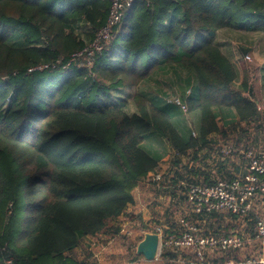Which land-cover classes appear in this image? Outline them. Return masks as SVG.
Returning <instances> with one entry per match:
<instances>
[{"label":"trees","instance_id":"trees-1","mask_svg":"<svg viewBox=\"0 0 264 264\" xmlns=\"http://www.w3.org/2000/svg\"><path fill=\"white\" fill-rule=\"evenodd\" d=\"M110 5L0 0V110L7 105L0 117V264H96L81 240L103 236L124 246L130 236L121 233L122 225L136 220L139 230L127 251L145 231L160 229L164 242L175 232L177 216L202 219L183 195L177 199L183 184L231 180L244 166L245 152L264 151L258 69L251 66L255 84L246 77L236 86L235 66L213 42L223 29L264 36V0H136L95 51ZM82 23L90 29L88 41L77 33ZM14 36L19 46L10 44ZM162 66L187 71L195 83L185 102L200 112L198 133L185 137L155 98L135 95L133 113L125 100L110 99L111 91L137 86ZM225 110L236 118L231 125L219 120L217 112ZM150 133L171 154L159 189L140 182L160 171L161 158L141 148ZM227 146L232 151L225 154ZM138 189L144 199L150 190L171 198L150 202L152 227L134 214ZM257 213L264 218L263 210ZM250 218L212 213L202 226L216 235L252 234L256 219ZM212 220L220 225L212 228ZM239 251L248 256L251 249ZM180 252L162 248L156 262L182 264ZM132 254L131 262L144 260L136 250Z\"/></svg>","mask_w":264,"mask_h":264},{"label":"built area","instance_id":"built-area-1","mask_svg":"<svg viewBox=\"0 0 264 264\" xmlns=\"http://www.w3.org/2000/svg\"><path fill=\"white\" fill-rule=\"evenodd\" d=\"M136 0H111L110 11L105 27L97 34L96 42L91 47L99 50L98 42L107 40L111 29L122 19L124 11L131 7ZM88 56L92 54L91 49L85 50ZM81 53L76 54L80 56ZM245 62L251 60L250 55L243 56ZM41 69V68H38ZM264 89V83H263ZM176 106L185 111V106L179 99L171 100ZM258 109H264V96ZM232 151L231 146L224 149L228 154ZM245 164L243 171L236 174L231 180H216L211 186L182 185L184 192L179 188L177 199L183 195L186 205L193 213L202 219L193 222L178 217L175 224V233L162 241V231L157 229L156 234L160 235L159 258L162 248L173 251H181L178 262L182 264H264V218L259 216L258 209L264 211V151L249 150L244 153ZM163 171L148 173L140 179L142 184L155 185L160 188ZM165 183H163V188ZM170 200V199H169ZM230 213L240 220L250 221V216L256 219V225L252 234L231 232L228 235H216L206 231L202 226L212 213ZM207 223V222H206ZM126 235H130L126 232ZM249 247L251 253L248 256L240 257L239 250ZM238 254L235 258H227L224 261L218 260L219 255Z\"/></svg>","mask_w":264,"mask_h":264},{"label":"rangeland","instance_id":"rangeland-1","mask_svg":"<svg viewBox=\"0 0 264 264\" xmlns=\"http://www.w3.org/2000/svg\"><path fill=\"white\" fill-rule=\"evenodd\" d=\"M89 27L85 24L82 23L80 25H78L77 27V33L81 34L82 39L85 41L89 40V37L87 36L90 31H89ZM229 33H231V40L237 41L238 43H241L243 45L242 49L245 51H249V48H252V45L249 44L246 40H247V36L251 35L250 32H241V31H228ZM229 38V37H228ZM260 43V45H259ZM11 45L13 46H19L20 45V39L18 36H14L11 39ZM262 44V45H261ZM258 47L261 49L258 52V56L259 58H263L264 55V38L263 41L258 42ZM238 52V49L236 50ZM240 54V52H239ZM241 55V54H240ZM245 55V54H244ZM243 58V55H241ZM251 60L249 62H245L244 60L241 59V62L238 65V72H239V77L236 80L235 85L239 86L241 80L243 78L247 77V80L250 81V84H255V81L253 82V78H254V71L251 68L252 65H254L256 67L257 72H256V76L258 79V90H259V95L262 97L264 96V89H263V83H264V75L262 76L260 71H259V67L257 65H259L257 63L256 60L253 59L252 55H250ZM250 64V65H249ZM246 65V66H244ZM263 69V67H262ZM241 71V74H240ZM246 71V72H245ZM247 74V75H245ZM157 77V76H156ZM155 83L160 84L162 86H160V89L162 91V93L165 95V98H167L169 100V102L171 100H175L176 98H180L181 99V103L185 106V111H183L179 106H176L174 103H167L165 102V108L168 112V114L171 116L172 121L175 122V124H177L180 128H183V134L185 137H188L192 132L198 133L199 127H200V112L199 111H190L188 103L185 102V97L183 96V91L184 89L179 88L178 84H170L169 82H166V80L163 81H159L157 79H151L149 82H146V85L143 86H133V87H129L128 90H126L127 92H123L122 90H117V91H111L109 93L110 95V99L114 102V103H118L120 99H126V101H129V106L127 108L128 112H133L135 110V106L133 103V98L135 95H138L137 91L141 88V87H145L148 90H150L152 93L157 92L156 88H155ZM139 86V87H138ZM170 86V90H168V87ZM172 88V89H171ZM7 108V105L5 104L2 109L0 110V117L2 116V114H4L5 110ZM218 116H219V120H221L222 122H224L225 124H229L231 125V123L233 124L236 121L235 116L232 114V112H230V110H225L222 113L217 112ZM142 150H144L149 156L153 157L154 159H160L165 157V162H160V169L161 171H163V173H166L167 170L170 168V159H171V154H170V150L167 147L166 142L156 133H150L147 134L145 136V140L143 145L141 146ZM259 148V147H258ZM167 160V161H166ZM243 171V166L240 168V170H238V172H236V174H240ZM151 184H146V186H150ZM148 187H145L144 190H146ZM162 189V188H161ZM151 192L146 193V198H142V194L140 193V190H135L133 193L134 199H135V207H134V214H138L141 215L142 217V221H146L147 225H149V227L154 226L153 224L150 223V221H153V218L155 217L153 214V209H150V202L157 200L156 203H160L166 200V196H167V200L169 201L170 196L168 193H162V195L158 198L155 196V194L153 193L152 190H150ZM159 208V206L157 207ZM257 212H259L260 210L257 208L256 209ZM259 216L260 214L257 213ZM179 216H177L175 218V220L178 218ZM262 217V216H261ZM175 223V221H174ZM247 224H249L248 222H246ZM244 222L243 227L244 229L248 227V225ZM208 225L212 226V228H216L218 225L220 224H214L213 220L208 222ZM139 226H140V222L139 221H135L134 223L130 224V225H126L123 224L122 225V231L121 233L126 234V232H129V236L130 238L128 240H130V242H126L125 241V245L122 246L120 244H116V246H113V239L111 238H106L103 236H99L97 238H83L82 241V246L84 247L85 250L90 251L91 253H93L95 256L94 259L96 261V264H159V262H146L143 260V258H138L137 261H135L134 263L131 262L130 259L133 258V252L134 250H136V247L132 249L130 252L127 251V246L131 243L135 241V237L137 236L138 230H139ZM203 227V226H202ZM254 231V229H253ZM147 232V231H145ZM248 233L247 231L245 232V234ZM247 247V246H246ZM88 253V252H87ZM251 253V251L248 253V255ZM243 256H247V254L245 253H241L240 257ZM83 258V257H82ZM93 259V258H92ZM91 259V260H92Z\"/></svg>","mask_w":264,"mask_h":264},{"label":"crops","instance_id":"crops-1","mask_svg":"<svg viewBox=\"0 0 264 264\" xmlns=\"http://www.w3.org/2000/svg\"><path fill=\"white\" fill-rule=\"evenodd\" d=\"M177 20H178V18L175 19L174 22H176ZM228 31H231V30L223 29V30L217 31L214 35L213 42H214V44L219 46L222 53L235 66V68L237 70V76L239 77L238 65L241 62V59L243 60L241 55L244 56V54L252 55L253 59L256 60L257 63L259 64L257 66L260 68L259 71H260L261 75L263 76L264 75V55H263V58H259V56H258V52H259V50H261L258 47V42L263 41L264 36L262 34H258V33H251V35L247 36L246 41L252 45V48H249L250 49V52H249V51H244L242 49L241 45H243V44L238 43L237 41L231 40L230 39L231 33H229ZM259 45H260V43H259ZM237 49H238V52L236 51ZM239 52L241 55L239 54ZM262 67H263V69H262ZM188 74L189 73L187 71L180 69L178 67L162 66L159 69H157L156 72L153 73L148 79L141 82L139 86H141V85L145 86L146 82H149L152 78L157 79L159 81L166 80V82H169L170 84L176 83L179 85L178 86L179 88L184 89V91L182 93H183V96L186 98L187 97L186 91L190 90V89L193 90L194 89L193 87L195 86V83L192 82L191 80H189ZM240 74H241V71H240ZM160 86H162V85L155 83V88H156L157 92L153 91V93H152L147 88L141 87L137 91V93L143 94L148 99L150 97L155 98L157 101L160 102L161 106H167V105H165V102L170 103L169 102L170 99L168 100L167 98H165V95L162 93ZM128 88L129 87H120L114 91L122 90L123 92H127L126 90H128ZM168 90H170V86L168 87ZM123 100L126 101V99H123ZM126 102L129 103V101H126ZM128 106H129V104H127V108H128ZM129 113H133V112H129ZM164 160H165V157L161 158L159 160V164H160V162H165ZM258 206H259V203H256V209L258 208ZM175 224H176V220H175ZM205 224H207V223L205 222L204 225ZM200 226H202V225H200ZM93 256H95V255L93 254ZM92 258H93V260H95L94 257H92ZM95 263H96V261H95Z\"/></svg>","mask_w":264,"mask_h":264},{"label":"water","instance_id":"water-1","mask_svg":"<svg viewBox=\"0 0 264 264\" xmlns=\"http://www.w3.org/2000/svg\"><path fill=\"white\" fill-rule=\"evenodd\" d=\"M159 243V234L144 232L142 240L136 246V255L143 256L146 262L156 261L159 251Z\"/></svg>","mask_w":264,"mask_h":264}]
</instances>
